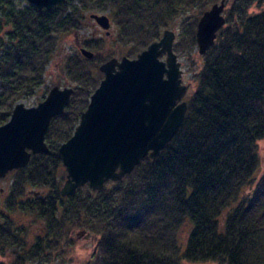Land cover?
Returning a JSON list of instances; mask_svg holds the SVG:
<instances>
[{
	"label": "trees",
	"instance_id": "trees-1",
	"mask_svg": "<svg viewBox=\"0 0 264 264\" xmlns=\"http://www.w3.org/2000/svg\"><path fill=\"white\" fill-rule=\"evenodd\" d=\"M220 1L64 0L41 10L0 0V126L16 103L42 90L60 35L84 27L86 13L109 12L124 56L135 58L192 11L181 22L182 40L174 44L177 54L191 59L198 21ZM263 3L227 1L225 25L201 55V67L192 68L196 86L184 124L157 159L145 157L101 190L85 185L64 197L59 147L87 109L104 62L97 52L93 59L81 52L66 56L64 72L76 87L64 112L52 119L46 135L50 152L33 155L25 168L10 173L9 194L0 206V254H10L11 264L34 262L59 247L70 231L83 229L97 236L87 264H264V173L258 178L264 140V8L250 11ZM47 93L48 87L40 101ZM15 213H31L44 222L34 243ZM187 223L191 231L182 247L179 232Z\"/></svg>",
	"mask_w": 264,
	"mask_h": 264
},
{
	"label": "water",
	"instance_id": "water-1",
	"mask_svg": "<svg viewBox=\"0 0 264 264\" xmlns=\"http://www.w3.org/2000/svg\"><path fill=\"white\" fill-rule=\"evenodd\" d=\"M27 1L50 10L64 0ZM227 1L215 3L199 19L196 39L200 55L214 46L225 25ZM89 18L111 35L107 14L91 13ZM175 40V31L166 29L137 57H113L100 65L104 78L74 133L59 147L67 171L62 196H72L85 185L101 190L108 181L122 180L145 157L157 159L177 134L188 110L184 100L188 88L174 51ZM79 49L88 59L96 55L85 47ZM73 93V87L55 85L36 106L16 103L8 122L0 126V178L25 168L33 155L50 152L48 129L52 119L64 112Z\"/></svg>",
	"mask_w": 264,
	"mask_h": 264
},
{
	"label": "rangeland",
	"instance_id": "rangeland-1",
	"mask_svg": "<svg viewBox=\"0 0 264 264\" xmlns=\"http://www.w3.org/2000/svg\"><path fill=\"white\" fill-rule=\"evenodd\" d=\"M16 3L19 8H26L30 4L27 0H16ZM264 8V3L262 6L254 5L251 8L252 13H258ZM94 13H104L109 15V12H98L93 11ZM92 12V13H93ZM89 13L85 14L84 17V27L82 26L78 32H68L60 35L58 49L56 54L50 61L47 66V70L44 76V84L41 86L42 90L38 92L37 95L33 96L29 99H24L22 102L27 107L36 106L40 101V98L43 97V91L46 87H48V93L50 89L54 85H58L61 88L64 87H76V84L72 82L64 72V62L65 58L68 55L77 54L80 52L79 47L84 45V42L88 41H96L99 42L98 47L89 48V50L93 52H97L102 55L101 60L104 62L109 60L110 58L116 57L119 60L124 56L125 49L124 46L116 40V36L118 34L117 27L115 24H112L113 34L110 36L105 35L103 31L100 32L95 31L93 20L89 18ZM193 12L189 11L186 14H183L172 27L167 29H171L176 33L175 42H179L182 39L180 38L181 33V22L182 20L189 15H192ZM96 25V24H95ZM164 32V31H163ZM163 35V33H162ZM182 46H185L186 43H181ZM180 62L182 63V69L184 71L183 75V83L187 85V94L184 97V100H188V96L193 92L196 83L194 78V69H199L201 67L202 58L198 53L197 47L195 48V52L192 55L191 59H188L186 55L177 54ZM165 59V55L163 57ZM102 62V63H104ZM101 63V64H102ZM93 76H97L96 72L93 71ZM102 77L98 78V86L99 82L104 78V74L102 73ZM97 86V87H98ZM48 93L45 95L47 96ZM260 155H261V165L258 173V178L264 173V140L260 142ZM11 173V172H10ZM8 174L6 177L0 179V206L4 202V199L7 194H9V187L12 182V175ZM59 176H65L62 181V186L67 178V171L65 167H60ZM250 191H246V195L249 194ZM16 219H19L20 222L25 224L29 228L30 237L28 239L29 243L32 244L36 240V235L43 234L45 224L41 219H38L34 214L31 213H22L13 214ZM191 231V225L187 223L182 227L179 232V241L182 247L185 245L187 238ZM97 242V236L90 231L83 229H74L70 231L67 236V239L62 240V244L56 249L46 250L45 254L42 258L35 260L34 262H27L26 264H87L93 255L94 248ZM14 258L10 255H1L0 261L6 262L7 264H11ZM210 263V262H206ZM184 264H201V263H192L184 261ZM216 264V263H210Z\"/></svg>",
	"mask_w": 264,
	"mask_h": 264
},
{
	"label": "flooded vegetation",
	"instance_id": "flooded-vegetation-1",
	"mask_svg": "<svg viewBox=\"0 0 264 264\" xmlns=\"http://www.w3.org/2000/svg\"><path fill=\"white\" fill-rule=\"evenodd\" d=\"M111 19V18H110ZM94 25V28H95V31H98L100 32L101 30L103 31V33H105V30H103L100 26H98V24L93 20V23ZM96 24V25H95ZM113 24V23H112ZM111 34H113V31H112V27H111ZM106 35V34H105Z\"/></svg>",
	"mask_w": 264,
	"mask_h": 264
}]
</instances>
